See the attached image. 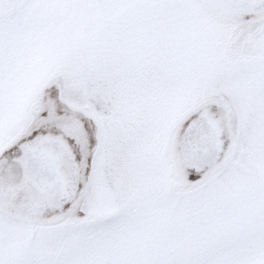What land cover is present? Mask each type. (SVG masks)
Segmentation results:
<instances>
[{"label": "snow or ice", "instance_id": "snow-or-ice-1", "mask_svg": "<svg viewBox=\"0 0 264 264\" xmlns=\"http://www.w3.org/2000/svg\"><path fill=\"white\" fill-rule=\"evenodd\" d=\"M0 264H264V0H0Z\"/></svg>", "mask_w": 264, "mask_h": 264}]
</instances>
